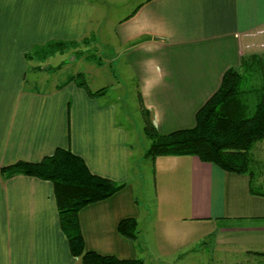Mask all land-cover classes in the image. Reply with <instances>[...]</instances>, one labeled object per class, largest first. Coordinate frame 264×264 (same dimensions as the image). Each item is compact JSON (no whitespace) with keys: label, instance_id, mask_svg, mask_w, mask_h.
Returning <instances> with one entry per match:
<instances>
[{"label":"crops","instance_id":"1","mask_svg":"<svg viewBox=\"0 0 264 264\" xmlns=\"http://www.w3.org/2000/svg\"><path fill=\"white\" fill-rule=\"evenodd\" d=\"M137 4L116 24L111 52L132 73L143 116L145 110L161 134L193 127L227 69L242 70L247 59L264 62V0ZM96 12L91 0H0V264L80 262L61 228L54 184L3 171L59 147L80 155L92 173L124 183L80 211L87 250L144 264H192L209 250L219 264H264V178L255 156L251 177L197 156L145 155L156 200L143 226L128 137L113 106L100 98L105 90L91 95L79 81H68L72 75L54 85L29 76L86 59L89 43L82 39ZM48 42L64 43L56 54L69 59L52 64L48 58L56 54L42 53ZM72 42L78 47L68 46ZM124 218L137 220V240L118 230Z\"/></svg>","mask_w":264,"mask_h":264},{"label":"trees","instance_id":"2","mask_svg":"<svg viewBox=\"0 0 264 264\" xmlns=\"http://www.w3.org/2000/svg\"><path fill=\"white\" fill-rule=\"evenodd\" d=\"M62 45L64 43L48 42L43 48V56L57 51ZM68 46L76 48L78 44L72 42ZM41 49L35 48L34 51ZM260 59L245 60L243 69L259 63L264 68ZM243 80L240 68L227 69L219 88L197 111L193 127L161 134L144 110L145 130L152 140L146 157L154 160L160 155H192L226 171L253 177V149L264 140V87L259 90L255 103L251 104L247 99L249 91L243 88ZM78 85L85 88L86 83L79 82ZM87 91L91 95L104 92ZM3 171L9 175L21 173L49 180L54 184L61 228L68 239L70 252L80 257L77 264H144L140 258L124 259L87 250L82 234L80 211L89 204L113 196L124 183L92 173L80 155L62 147L40 161H21L5 167ZM118 230L134 241L138 239L139 227L135 218L122 219Z\"/></svg>","mask_w":264,"mask_h":264},{"label":"rangeland","instance_id":"3","mask_svg":"<svg viewBox=\"0 0 264 264\" xmlns=\"http://www.w3.org/2000/svg\"><path fill=\"white\" fill-rule=\"evenodd\" d=\"M91 1L94 6H97V12L90 23V37L88 36L82 39V41L89 43L86 59L71 61L67 53L62 54L63 56L56 54L58 51L64 50L60 48L48 54L49 56L56 54L48 58L52 64L54 62L57 63L58 60L69 59L66 60V63L60 69L51 72L43 71L39 75L31 71L29 76L35 78L39 76V81L42 84L54 85L65 79L68 75H72L71 77L74 79L72 81L74 82L85 81L86 86L85 88L82 87L86 90L92 92L105 90L106 95L100 98L113 106L115 122L126 134V137H128L127 148L130 157L131 155L133 156L130 160V178L135 185V194L142 211V225L147 227L149 226V220H151L149 214L156 200L152 163L150 159L144 158L152 144V140L145 130L146 121L141 111L140 94L136 86L135 78L124 67V64L118 58L117 54L111 52L117 47V40L114 35L116 24L121 19L133 13L138 7V0ZM262 49L261 51H263ZM116 57L118 59H115ZM114 59L118 61H112ZM44 63H47V60ZM242 73L244 74L243 88L249 91L247 99L251 104H254L258 98L259 90L261 87H264V68L259 63L258 65H254V67L242 69ZM77 77L80 78L77 79ZM253 151L256 157V170H260V175L264 178V140L259 141ZM201 258L202 260L200 258L195 259L192 264H219L216 260L217 254L213 251L211 254L209 250L204 251ZM165 264L177 263L168 262ZM178 264H182V262H178Z\"/></svg>","mask_w":264,"mask_h":264}]
</instances>
